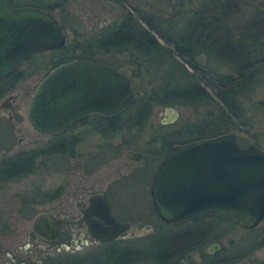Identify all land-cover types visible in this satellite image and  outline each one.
<instances>
[{
	"label": "trees",
	"instance_id": "1",
	"mask_svg": "<svg viewBox=\"0 0 264 264\" xmlns=\"http://www.w3.org/2000/svg\"><path fill=\"white\" fill-rule=\"evenodd\" d=\"M112 1L125 8L122 19L100 29L92 37L65 44L57 50L60 56L55 63L71 58L98 60L96 55L114 57L119 53L128 55V63L135 66L134 76L150 75L156 82L149 88L135 84L136 94L128 108L113 117L96 116L91 121L92 130L100 133L106 141L100 145L97 156L90 157V163L95 158L97 162H104L125 145L134 144L141 149L143 130L157 106L186 105L209 109L203 118L185 122L171 132L161 131L163 123L158 129L151 130L147 144L158 142L159 147L150 158L146 155L136 157L139 160L145 158L152 168L162 159L167 147L175 142L183 143L228 131L249 133L253 124L251 110L256 105L258 110L264 107V100L250 103L253 92L264 85V9L256 7L244 22L236 25L240 7L230 0H199L197 9L187 13L179 9L168 16L160 15L155 9L154 13L151 9L138 8L133 12L127 8L126 0ZM250 1L253 0H247V3ZM20 2L49 10L59 8L62 17L66 16L68 0ZM62 17L59 22L65 28L67 25ZM203 57L206 60L202 62ZM108 64L115 69L118 67L112 66L111 61ZM222 64L226 66L225 70L221 68ZM184 126L189 127L191 133L181 135L180 128ZM133 132L137 133L136 140L128 138ZM65 133L51 135L52 140L39 150L21 151L2 159L0 179L21 178L32 173L39 157L47 160L53 156L61 157V162L75 157L79 138ZM119 133L124 141L115 146L109 138ZM147 182L143 181L140 186ZM211 219L236 224L214 215L177 224H167L159 219L157 232L148 236L145 246L137 245L136 240L134 244L113 240L96 249L81 264H137L141 260L147 264H179L195 251H201L200 260L190 259L189 264H234L264 246V227L257 226L249 230L239 245L231 242L216 253L203 252L201 248L212 232L211 221L208 222ZM251 264H264V260Z\"/></svg>",
	"mask_w": 264,
	"mask_h": 264
},
{
	"label": "water",
	"instance_id": "2",
	"mask_svg": "<svg viewBox=\"0 0 264 264\" xmlns=\"http://www.w3.org/2000/svg\"><path fill=\"white\" fill-rule=\"evenodd\" d=\"M65 42L64 28L51 10L0 0V80L29 56L60 49ZM31 93L27 120L40 135L64 132L88 115H118L135 96L128 73L84 58L51 67ZM178 116L177 108L165 107L161 123H173ZM164 153L153 172L150 192L153 212L163 222L214 215L250 230L264 219V147L254 143L241 147L234 131H228L175 142ZM102 195L92 193L88 200L100 199L98 215L108 225L90 221L88 230L99 241H109L132 224L116 221ZM33 224L40 237L38 227L48 224L46 233L56 239L57 222L49 213L36 214ZM219 246L213 243L207 250L212 253Z\"/></svg>",
	"mask_w": 264,
	"mask_h": 264
},
{
	"label": "rangeland",
	"instance_id": "3",
	"mask_svg": "<svg viewBox=\"0 0 264 264\" xmlns=\"http://www.w3.org/2000/svg\"><path fill=\"white\" fill-rule=\"evenodd\" d=\"M20 1L16 0L18 5H25ZM230 1L235 6L237 5L235 2H237L240 7L239 15L236 17V25L241 21L244 22L256 7L264 9V0H253L250 3H247V0ZM126 4L127 8L133 12L135 8L145 11L146 9H151L153 13L158 11L160 15L168 16V14L179 9L186 13L190 10H195L199 7L200 1L126 0ZM124 9L112 0H68L65 6L66 16L64 18L59 8L52 9L51 11L58 21L61 17L64 19L67 25L64 28L66 36L65 44L70 45L72 40L79 41L82 38L92 37L100 29L120 21ZM57 50L51 49L31 55L19 67V70L25 73L26 78L16 87V91L21 89V93L23 94L18 99L19 105L13 109V114L15 115L14 121L4 118L2 114L5 113L0 108V161L23 150H39L44 144L52 140L51 135H40L35 132L32 126L29 125L26 114L31 92L39 83V80L59 59L60 53ZM95 57L102 62L103 60L104 62L105 60L107 62L111 61L112 66H118V69L128 73L132 78V88L135 94V84L143 86V88H149V85L156 82V80L150 78V75L134 76L132 72L135 66L128 63V55L118 53L112 57L111 55L99 54ZM205 60L203 57L202 62ZM221 68L225 70L226 66L222 64ZM2 99L3 97H0V102ZM260 100H264V85H260L253 92L250 103H256ZM173 107L177 108L179 116L173 123H163L161 131L167 130L171 132L185 122H195V120L203 118L209 109L193 108L186 105H175ZM256 108H258V105L251 110L253 124L249 133L234 131L239 146L246 147L254 143L261 148L264 147V107L260 110ZM153 109L149 123L141 136V149L136 148L134 144L125 145L117 154L104 160V162H101V160L97 162L95 158L90 163V157L97 156L100 145L106 139L100 133L96 134L92 130L91 121H88L85 124L75 125L65 133L69 137L76 136L79 138V143L76 144L75 157H69L65 162H61L62 158L56 156L51 157L50 160L39 157L32 173L21 178L0 181V259H8L6 256L8 248H12L13 252L18 250L17 244L22 240L24 230L31 225L37 212L45 210L59 211L67 206L68 201H70V205L73 207L76 199L85 198L93 192L106 190L110 195L109 199L115 201L112 198L111 191L117 190L120 201L119 203L116 201L115 206H120L118 208L122 209L117 211V214L126 219L129 217L133 218L134 215L143 217L150 210V200L145 199L140 194L143 191L140 183L147 180L148 182L151 181L153 172L159 165L160 160L152 168L151 164L147 160H144L145 158L139 160L136 156L142 158V156L146 155L150 158L155 148L159 147L158 142L156 144L152 143V145H148L147 143L151 138V130L158 129L159 125H162L161 119L164 116L165 106H157ZM180 130L181 135L191 133V129L187 126L180 128ZM133 133V135L127 137L136 140L135 134L137 133ZM120 134L109 138L111 144L118 146L123 143L124 137ZM133 207L135 211L132 210ZM208 222H210L212 232L201 248L203 252H207V248L213 243L220 245L219 251L223 247H228L231 242L239 245L249 234V230L224 220L211 219ZM146 223L153 225V229L151 230L154 232H150L151 234L157 232V225H159L157 217L150 216ZM258 225V227H264V219ZM203 227L206 226L204 225ZM150 233L146 231L145 236L142 237H135V233H130L127 238L129 237L128 241L131 244H134L133 241L136 240L139 242L137 245L145 246L148 236L151 235ZM200 254L201 251L192 252L189 258L180 260L179 264H189L190 259L199 261ZM258 260H264V246L256 248L244 260L234 264H251ZM137 264L147 263L141 260Z\"/></svg>",
	"mask_w": 264,
	"mask_h": 264
},
{
	"label": "flooded vegetation",
	"instance_id": "4",
	"mask_svg": "<svg viewBox=\"0 0 264 264\" xmlns=\"http://www.w3.org/2000/svg\"><path fill=\"white\" fill-rule=\"evenodd\" d=\"M28 58L26 59V61L28 60ZM64 61H68V60H64ZM61 62L63 61L61 60ZM61 62H58L53 66ZM98 62L104 65L105 64L109 65L111 67V65L108 64L106 60L105 62L104 60L103 62L100 60ZM19 67L16 70H14V72L8 74L5 78L0 80V97H3L2 101L0 102V108H2L5 113L2 114V116H4V118H6L7 120L9 119V121H14L15 115L13 114V109L19 105L18 99L23 94L21 93V89L16 91V87L18 86V84H21L22 81L26 78L25 73L21 72L19 70ZM96 116H101V115L96 113L85 116V118L75 121L71 128H73L75 125L78 124H85V122L88 121L90 122L94 120ZM101 117L110 118L108 116L107 117L101 116ZM23 152H27V151L23 150ZM5 180L6 179H0V181H5ZM151 183H152V179L150 182H147L142 187L143 191H141L140 193L142 197L146 196L150 200V207H149L150 210L147 213H145L143 217H141L140 215L138 216L134 215L133 218L129 217L127 219L124 218L123 216L120 217L117 214V211H120L122 209L118 208L120 206H115L116 203L117 202L119 203L120 201L119 193L117 192V190L111 191L112 198L115 199V201L109 199L110 195L107 193L106 190L99 191L103 193L102 199L106 201L110 215L118 222L130 221L132 224V226L128 230H124L123 232H121L118 237L113 238L112 240L109 241H99L93 235H91V233H89L88 229H89L90 221L91 222L96 221L102 223L103 225H108L103 220V218L98 215V213L102 211L101 205H99L100 199H94V201L91 203L90 200H88V196L92 194L90 193L85 198L76 199L73 207L70 205V201H68L67 206L63 207L59 211L56 212L49 210L39 211V212L49 213V215H51V217H53L56 220L57 222V226L55 229L56 239H52V236L46 233V229L50 228L48 224L46 225L43 224L41 225V227H38L40 235H42L43 237L37 235L34 230V224H33L34 218H33L31 225H29L24 230L22 234L23 236L22 240L17 244L20 249L18 248L17 251L13 252L12 248H8V250L6 251V256L8 259L6 258H4L3 260L0 259V264H81L84 259L86 260L90 257L92 252H94L96 249H99L104 244L112 242L113 240L128 241L129 237L127 238V236H129L130 233L132 234L135 233V237L145 236L146 231L148 233L153 231L151 230L153 229V225L148 224L146 222L149 220L150 216L156 215V213L153 212L152 202L150 197ZM99 192H93V193H99ZM133 210L135 211L134 207ZM39 212H37V214ZM141 227L143 228L140 230ZM0 247H1V243H0ZM217 251L219 250L217 249L212 253H216ZM208 253L212 254L209 251Z\"/></svg>",
	"mask_w": 264,
	"mask_h": 264
}]
</instances>
